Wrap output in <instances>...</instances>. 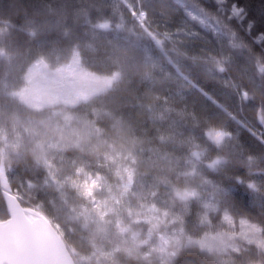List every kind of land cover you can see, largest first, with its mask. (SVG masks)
<instances>
[{
	"label": "trees",
	"instance_id": "obj_1",
	"mask_svg": "<svg viewBox=\"0 0 264 264\" xmlns=\"http://www.w3.org/2000/svg\"><path fill=\"white\" fill-rule=\"evenodd\" d=\"M148 1L140 9L179 16L172 0ZM182 1L224 37L186 20L181 52L165 39L158 45L127 0H0V81L19 80L51 50L64 58L76 52L88 71L119 74L109 90L71 106H5L0 94V163L11 189L58 228L75 264H88L110 226L71 210L73 191L60 184L38 135L81 123L133 159L125 194L182 228L183 245L168 264H264V0ZM61 145L64 167L80 160L71 141ZM212 235L227 240L199 242Z\"/></svg>",
	"mask_w": 264,
	"mask_h": 264
},
{
	"label": "rangeland",
	"instance_id": "obj_2",
	"mask_svg": "<svg viewBox=\"0 0 264 264\" xmlns=\"http://www.w3.org/2000/svg\"><path fill=\"white\" fill-rule=\"evenodd\" d=\"M172 2L177 5V19L174 15L158 11L149 14L138 6L140 0H127L131 17L155 30L158 45L165 39L181 52L187 49L189 31L186 20L211 31L220 39L224 37L216 25L187 7L182 0ZM176 23L179 27L173 30L172 24ZM226 47L230 51L233 45L228 42ZM79 60L76 52L66 58L52 50L39 56L27 66L19 80L6 77L0 81L3 104L8 106L15 102L33 110L56 104L71 106L89 102L119 80L117 72L97 74L88 71ZM5 113L6 109L2 108L0 137L6 128ZM38 138L50 165L60 173V184L73 191L71 210L103 220L110 226V230L97 236L88 264H127L126 260L168 264L176 256L185 236L182 228L174 225L173 220L153 205L142 207L132 196L125 194L131 183L130 164L133 159L120 145L107 138L100 129L84 123L45 128L39 132ZM63 140L71 141L80 154L79 161L70 160L66 167L61 160ZM248 229L245 228L246 231ZM224 240L227 237L212 235L199 242L218 245Z\"/></svg>",
	"mask_w": 264,
	"mask_h": 264
},
{
	"label": "water",
	"instance_id": "obj_3",
	"mask_svg": "<svg viewBox=\"0 0 264 264\" xmlns=\"http://www.w3.org/2000/svg\"><path fill=\"white\" fill-rule=\"evenodd\" d=\"M0 193L7 210L0 219V264H75L58 228L11 189L2 162Z\"/></svg>",
	"mask_w": 264,
	"mask_h": 264
}]
</instances>
